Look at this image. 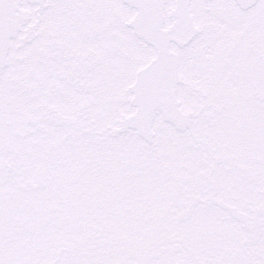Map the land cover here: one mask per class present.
I'll use <instances>...</instances> for the list:
<instances>
[{
  "label": "snow or ice",
  "instance_id": "1",
  "mask_svg": "<svg viewBox=\"0 0 264 264\" xmlns=\"http://www.w3.org/2000/svg\"><path fill=\"white\" fill-rule=\"evenodd\" d=\"M0 264H264V0H0Z\"/></svg>",
  "mask_w": 264,
  "mask_h": 264
}]
</instances>
